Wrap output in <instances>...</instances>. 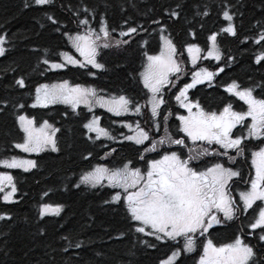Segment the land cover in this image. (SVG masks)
I'll return each mask as SVG.
<instances>
[{
	"label": "trees",
	"instance_id": "trees-1",
	"mask_svg": "<svg viewBox=\"0 0 264 264\" xmlns=\"http://www.w3.org/2000/svg\"><path fill=\"white\" fill-rule=\"evenodd\" d=\"M26 2L32 4V0H0V34L6 33L10 41L5 45L6 55L0 57V160L32 159L37 162V167L27 172L20 168L9 170L18 190L14 203H5L0 197V215L12 217L11 221L0 220V254L5 249L8 251V256L0 255V260H6L7 264H159L176 245L156 242L151 236L137 239L139 234L128 229L125 212L117 205L104 203L110 199L109 193L118 190L75 186L80 176L95 166L114 170L127 163L130 168L142 170L145 161L139 158L141 154L156 158L154 154L143 153L144 146L124 138L113 143L107 139L97 140L96 135L84 128L85 123L97 116L110 135L123 137L128 132L120 126L129 121L135 123L138 115L133 110L131 115L111 118L101 109L73 111L63 105L33 108L35 89L40 84L66 80L72 85L94 88L101 96L125 95L134 104L141 105L146 91L140 82V73L146 54L159 50L160 29L163 28V34L178 47V54H186L182 51L188 43H195L202 53H206L210 36L217 35L220 61L206 59L205 62L208 69L215 71L223 67L224 71L215 77L213 86L203 85L190 93L191 100L199 102L205 111L220 110L228 103L236 106L223 92V88L232 82L242 88L254 89L256 98H264V61L256 62V57L264 52V41L259 45L255 43L264 32V0H55L54 6L48 7L46 12L34 5L25 7ZM225 3L234 14L232 23L236 36L222 31L228 24L221 14ZM72 5H86L103 16L109 25L112 44L117 40H130L128 45L121 44L119 48L101 49L98 59L106 65V70L91 69L97 73L95 76L90 75L88 69L78 67L48 70L49 66L42 62L48 59L50 63H59L60 53L71 51L67 36L55 31V26L47 20L48 15L57 18L71 35L84 30L77 28L76 16L68 11ZM173 10L180 14L179 17L167 14ZM197 12L201 15H196ZM204 12L208 15H203ZM80 15L89 19L90 26L96 31L99 30L96 19L85 17L82 12ZM154 20L159 24L153 23ZM129 24L143 25V28H138L132 37H121L119 26L127 30ZM112 28L116 31L112 32ZM183 59L184 69L189 70L186 68L188 59L185 56ZM21 78L25 81L24 87L16 84ZM179 84L182 85V81ZM166 90V103L161 108L163 115L157 117L160 128L154 133L155 138L166 129L172 136L179 134L178 120L172 117L180 110L172 100V93H166ZM19 115L35 119L37 124L47 121L59 128L57 143L60 151L29 155L15 148V143L22 142L23 137ZM164 116L168 117L167 124ZM86 156L88 158L84 159ZM44 204L61 206L60 215L40 218L39 211ZM113 208L118 210L113 211ZM217 231L208 237L216 244L227 242ZM121 233L125 235L118 239ZM222 233L223 237L232 235V231ZM63 236L69 237L73 244L82 241V246L63 251L68 244ZM142 240L154 243L156 247L149 248L141 243ZM204 241H197V252L182 253L177 264H196Z\"/></svg>",
	"mask_w": 264,
	"mask_h": 264
},
{
	"label": "snow or ice",
	"instance_id": "snow-or-ice-1",
	"mask_svg": "<svg viewBox=\"0 0 264 264\" xmlns=\"http://www.w3.org/2000/svg\"><path fill=\"white\" fill-rule=\"evenodd\" d=\"M54 4L55 0H32V4L26 2L25 7L34 5L46 12L47 8ZM177 7H181V5H177ZM68 11H72L76 16L77 28L84 29L77 31L76 35L69 34L66 27L53 15H48L47 20L55 26V31L67 36L72 48L79 54V58H74L68 52H61L60 57L63 62L50 63L48 59H44L42 62L49 66L48 70L64 69L70 64L73 67L88 69L89 74L95 76L97 73L92 72L91 69L106 70V65L98 59L101 56V49L119 48L121 44L128 45L130 40H117L115 44H112L109 25L95 9H90L86 5H72L69 6ZM81 12L85 17L92 16L97 20L98 31L90 26L89 19L81 18ZM167 14L171 17L180 15L174 10ZM202 14L208 15L207 12ZM221 14L223 19L228 22L222 31L236 36L237 32L232 23L234 14L230 13L227 3L223 5ZM196 15H201V13L197 12ZM124 22L128 23L127 20ZM153 23L159 24V21L154 20ZM119 27L121 37H132V34L138 32V28H143V25L132 26L129 24L127 30H124L122 25ZM111 31L115 32L116 28H112ZM164 31L165 29H160L159 54L147 55L144 71L140 73L143 88L147 90V106L157 129L160 125L155 118L163 115L161 106L166 103L164 90L169 86L177 87V81L180 80L182 72L187 75V70L182 69L181 62L176 58L178 47L170 37L162 34ZM210 40L211 47L207 49V55L204 57H201L202 49L195 43L187 44L186 51L194 70L191 71V82H185L175 94V100L179 107L188 113L186 116H177L180 121L178 131L193 143L202 141L209 146L217 145L223 151L204 148L196 156L189 155L187 159H183L182 155L178 154L176 150H172L171 146L185 147L186 140L184 138H173L171 135H166L159 140L152 141L149 131L141 127L139 123H136L135 128L132 124H124L123 126L133 133L124 135L125 140L131 141L137 146H144L143 153L157 152L159 158H147L141 154L139 158L146 164L144 171H141L140 168H130L127 163L122 168L114 170L104 166H95L91 171L82 174L75 186L79 188L81 185H85L91 188L106 187L118 190L114 194L109 193L110 199L105 200L104 203L117 205L118 209L125 212L128 229L139 234L137 239L139 236H151L156 242L164 244L173 242L176 245L171 254L166 259L160 260L159 264H177L182 253L197 252L198 236L205 237L206 242L202 244V251L198 253L196 264H264V255L258 253L255 246L240 236H236L232 242L221 246H217L211 239H207V235L210 234L209 229L213 228L214 224L222 225L225 222L233 221L238 218V213L247 215L249 209H253V212H258V215L254 217L248 227L253 232L260 230L259 241L264 246V98L258 99L253 95L251 88H241L239 84L232 82L226 86L225 91L242 101L247 106L246 110L234 111L232 104L228 103L217 114L215 111H205L199 102H192L189 99L190 89L205 82L211 85L213 79L224 71L223 67H218L217 71L197 67V61L201 58L217 61L221 58L217 47V35H211ZM262 41H264V32L259 34L255 43L259 45ZM9 42V36L6 33L0 34V57L6 55L8 49L5 45ZM180 54L182 55V53ZM261 61H264V52L256 57L258 64ZM225 63L227 64V61ZM170 77H175V80ZM16 84L24 87L25 81L21 78L16 80ZM55 104L69 105L73 111L81 104L86 106L89 111L93 106L98 105L115 116H122L133 110L136 115H141L143 112L141 105L134 104L125 95L104 98L98 96L94 88H85L80 85L71 86L66 80L62 83L40 84L36 87L35 100L31 107L46 109ZM130 105L132 108L129 107ZM249 118L250 123H246ZM163 120L167 124L168 117L164 116ZM35 123V119H29L24 115L18 116L19 129L23 133V137L22 142L15 143L14 147L25 153L39 154L49 150L53 153L59 152L57 133L60 129L53 127L47 121H44L39 128L34 126ZM238 125L247 129L246 136H234L233 129ZM84 128L88 132H95L96 139L103 136L115 140L114 136L100 127L97 116H93L88 123H85ZM245 140H248L249 143L252 140H257L259 144L255 146L257 150L251 152V167L254 169V176H250L246 181L249 187L239 192V201H237L232 195L230 182L234 183L233 178L236 177L242 179L241 172L226 167L221 162H212L211 166L204 162L201 166L200 158L204 156L227 157L228 161L235 163L236 157L246 151ZM146 141H150L149 145H145ZM166 143L168 147H164ZM158 149H162V151ZM230 150L234 151L236 155H230ZM87 158V156L84 157V159ZM194 160L197 163H193ZM0 166L5 169L20 168L27 172L37 167V162L32 159L12 158L0 160ZM104 181L107 183L104 184ZM5 186L10 187V191L3 195V201L14 203L13 197L18 189L11 174H0V193L5 191ZM258 201L261 203L258 204ZM118 209L113 208L112 210ZM61 211V206L53 208L49 204H44L39 211V216L40 218L47 215L59 216ZM0 220L11 221L12 217L0 215ZM124 235L121 233L117 238L120 239ZM62 239L68 240L63 251H68L69 247L79 248L83 243L77 241L73 244L67 236H63ZM141 243L149 248L156 247V244L148 241L142 240ZM0 255L7 257V249ZM0 264H7V261L0 260Z\"/></svg>",
	"mask_w": 264,
	"mask_h": 264
},
{
	"label": "flooded vegetation",
	"instance_id": "flooded-vegetation-1",
	"mask_svg": "<svg viewBox=\"0 0 264 264\" xmlns=\"http://www.w3.org/2000/svg\"><path fill=\"white\" fill-rule=\"evenodd\" d=\"M223 108H221L220 110H214L215 112H217V114H219L220 111H222ZM237 110V109H235ZM238 111V110H237ZM212 112V111H211ZM233 133L234 136H245V128L241 127L240 125L237 126V128L233 129ZM245 142V141H244ZM189 148L186 149V151ZM178 150V149H177ZM202 151V150H200ZM180 154V153H179ZM186 154V153H185ZM198 153H187V156L189 155H193L196 156ZM230 155L235 156L236 153L234 151H230L229 152ZM216 156H204L200 158V163L201 166H203L204 162H207L209 164V162ZM210 158V159H209ZM194 163H197V161H193ZM224 163L226 167H231L233 168V170H238L241 172L242 174V179L240 177H236L233 178L234 183L230 182L231 184V188H232V195L234 196V198L239 201V192L241 190L246 189L247 187H249V185L246 183V181H248L250 176H254V169H252L251 167V151H249L246 148V151L244 153H242L240 156L236 157V162L232 163L228 160L221 162ZM208 166H211V164H209ZM258 204L261 202H257ZM242 207V203L240 205ZM255 208V205L253 206ZM258 215V212H253V209H249V212L247 215H243L238 213L237 219H234L233 221H229V222H225L222 225H213V228L209 229V235H207V237L211 236V233L213 231H217L216 233L220 234V237L223 240H226L227 242L225 243H230L234 240V238L236 236H240L242 239H245L246 242L250 243L251 245L255 246V250L264 255V246H262V242L259 241V232L260 230H256V232H253L251 230L250 227H248V225L253 222L254 217ZM232 231V235L229 237H223V233L222 231ZM247 233V235H246ZM208 237V239H210ZM213 241V240H212ZM214 243V242H213ZM225 243H221V244H216L217 246H221Z\"/></svg>",
	"mask_w": 264,
	"mask_h": 264
},
{
	"label": "rangeland",
	"instance_id": "rangeland-1",
	"mask_svg": "<svg viewBox=\"0 0 264 264\" xmlns=\"http://www.w3.org/2000/svg\"><path fill=\"white\" fill-rule=\"evenodd\" d=\"M161 34V33H160ZM163 34V33H162ZM164 35V34H163ZM166 36V35H165ZM211 43L212 42H210L209 43V46H208V48H210L211 47ZM69 44H70V42H69ZM160 44H161V41H160ZM159 44V45H160ZM70 47L72 48V46H71V44H70ZM207 48V49H208ZM72 50H73V54H71V53H68L69 55H73L74 56V58H79V54L78 53H76L75 52V50L72 48ZM186 50V49H185ZM184 49H183V51L182 52H184L185 51ZM159 51H160V48H159V50L158 51H156L154 54H151V55H158L159 54ZM207 55V51H206V53H201V57H204V56H206ZM183 56H185L187 59H188V65H187V67L186 68H188L189 67V70H187V71H192V70H194V68H193V65L191 64V62H190V60H189V58H188V54H187V51H186V54H177V59L181 62V67H182V69H184V66L182 65L183 64V62H184V64H185V61H184V59L182 60V58H183ZM62 59V58H61ZM82 59V58H81ZM205 60L206 59H203V58H201L200 60H198L197 61V67H205V68H207V64H206V62H205ZM211 60H215V59H211ZM60 62H63L62 60L60 61ZM146 63H147V59H146V61H145V63H144V65H143V68H142V72L144 71V66L146 65ZM203 64L205 65V66H203ZM190 65V66H189ZM68 66H72V65H68ZM73 67V66H72ZM90 67V66H89ZM209 71H214V68H210V69H208ZM215 71H217L216 69H215ZM184 77H185V74L182 72L181 74H180V80L179 81H177V87H173V88H171V90L170 89H168V90H166V93H168V92H171V93H175V94H177L178 93V90L176 89V88H178V85H179V83H180V81L182 80V79H184ZM171 79H173V80H175V78H172V77H170ZM140 79V78H139ZM140 82H141V80H140ZM205 83H207V82H205ZM141 84H142V82H141ZM71 86H75V85H72V84H70ZM198 85H200V84H198ZM142 86H143V84H142ZM81 87H83V86H81ZM85 87V86H84ZM171 87V86H170ZM86 88V87H85ZM242 88V87H241ZM253 90V92H257V91H255L254 89H252ZM145 91H146V93H147V90L145 89ZM99 96V95H98ZM104 98H108V96H105V95H102ZM234 97V96H233ZM260 97V96H259ZM175 103H177V101L175 100V98H174V100H173ZM178 104V103H177ZM55 105H65V104H55ZM81 107H83L84 105L83 104H81L80 105ZM141 106L143 107V112H142V114L141 115H138V118H137V121L135 122V123H132L131 121H129V122H127V123H124V124H132L133 125V128H135V125H136V123H139L140 125H141V127H143L145 130H147V131H149V134H150V139L152 140V141H154V140H159L160 138H162V137H165L166 135H171V132H166V131H164V133L163 134H160V136L159 137H154V136H156V135H154V133H156V130H157V128L154 126V124H153V120H152V118H151V113H150V109H149V107L147 106V96H146V94H145V96H144V100H143V102H142V104H141ZM98 108H100L98 105H96V106H93L92 107V110L91 111H94L95 109H98ZM101 110H104V111H106V109H104V108H100ZM183 109V108H182ZM185 110V109H184ZM245 110H246V108H245ZM89 111V110H88ZM91 111H89V112H91ZM193 111H195V109H193ZM185 113H187V111H184V114ZM131 114H133V112H129L128 114H125V115H122V116H126V115H131ZM187 115H188V113H187ZM185 116H186V114H185ZM27 117V116H26ZM28 118V117H27ZM30 119V118H29ZM155 120L157 121V122H159V125H160V121H158L157 120V117L155 118ZM99 121H100V127H101V120L99 119ZM248 123H250V121L248 120ZM123 124V125H124ZM179 122H178V126H179ZM42 124H37V123H35V127L36 128H39L40 126H41ZM120 127H122V128H125V130L128 132L127 133V135H131V134H133L132 132H130L129 131V129L127 128V127H124V126H120ZM150 127L152 128V130H150ZM103 128V127H102ZM160 128V127H159ZM88 131V130H87ZM89 133H91V134H96L95 132H89ZM153 133V134H152ZM178 133H179V131H178ZM180 134V133H179ZM181 134H183V133H181ZM97 135V134H96ZM184 135V134H183ZM183 135H181L180 137H176V136H173V138H184L185 140H186V146L185 147H183V148H180L179 146H175V145H172L171 146V148H172V150H174V149H178V150H176L177 152H178V154L180 153L181 155H182V158L183 159H187L188 158V156H187V153L188 152H190V149L192 150L190 153H199L200 152V150H202V149H204V148H206V146H208V148H209V150H212V149H214L215 147L217 148L216 150H218V151H223V149H219V146H216V145H211V146H209V145H207L205 142H202V141H197V142H195V143H193L191 140H188L186 137H184ZM172 136V135H171ZM103 138H105V137H103V136H101V138L100 139H103ZM97 140H99V139H97ZM110 140V139H109ZM110 141H112V140H110ZM133 143V142H132ZM149 143H150V141H146L145 142V145H149ZM251 144H256V143H254L253 141H251V143L248 145V150L249 151H254V150H257L256 149V145H252L251 146ZM164 147H168V144L166 143L165 144V146ZM187 148H189L187 151H186V149ZM159 151H162V149H158ZM186 153V154H185ZM26 154H29V155H32V154H36V153H26ZM150 154H154V155H156V157L157 158H159V156H158V154H157V152H147L146 153V155H150ZM210 159V158H209ZM226 160H228V158L227 157H214L210 162H209V164H211L212 162H224V161H226ZM194 163V162H193ZM208 164V165H209ZM2 169V171H0V174H3V173H8L9 174V172L7 171V169H5V168H3V167H1ZM145 168H146V164H145V167H144V169H142L141 171H144L145 170ZM10 191V187H7V186H5V191L2 193L3 195H5V194H7V192H9ZM1 197H2V199H3V196L1 195ZM13 200H15V196L13 197Z\"/></svg>",
	"mask_w": 264,
	"mask_h": 264
},
{
	"label": "bare ground",
	"instance_id": "bare-ground-1",
	"mask_svg": "<svg viewBox=\"0 0 264 264\" xmlns=\"http://www.w3.org/2000/svg\"><path fill=\"white\" fill-rule=\"evenodd\" d=\"M185 49H186V47H185ZM186 51V50H185ZM147 55L148 54H146V59H147ZM150 55V54H149ZM214 61H216V60H214ZM186 77H184V79H182L181 81H182V85H178V88H176L177 90H179V88L180 87H183V84L185 83V82H191V71H189V73L187 74V75H185ZM172 78H175V77H172ZM180 81V82H181ZM178 105V107H179V104H177ZM163 106V105H162ZM162 106H161V108H162ZM179 110H180V113H182L183 112V109L182 108H180L179 107ZM107 112V111H106ZM108 113V115H110L111 116V118H115V117H121V116H115V115H113L112 113H109V112H107ZM101 126H102V123H101ZM122 138L123 137H115V140L114 141H121L122 140ZM103 163V162H102Z\"/></svg>",
	"mask_w": 264,
	"mask_h": 264
}]
</instances>
